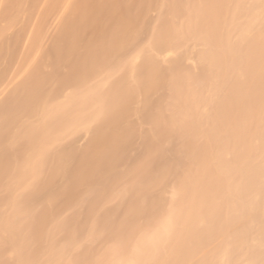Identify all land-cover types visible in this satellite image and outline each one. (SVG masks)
Masks as SVG:
<instances>
[{
  "label": "bare ground",
  "instance_id": "obj_1",
  "mask_svg": "<svg viewBox=\"0 0 264 264\" xmlns=\"http://www.w3.org/2000/svg\"><path fill=\"white\" fill-rule=\"evenodd\" d=\"M0 264H264V0H0Z\"/></svg>",
  "mask_w": 264,
  "mask_h": 264
}]
</instances>
